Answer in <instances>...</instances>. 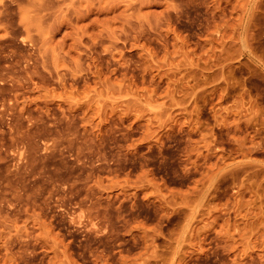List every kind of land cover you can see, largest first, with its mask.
<instances>
[{
	"label": "rangeland",
	"instance_id": "1",
	"mask_svg": "<svg viewBox=\"0 0 264 264\" xmlns=\"http://www.w3.org/2000/svg\"><path fill=\"white\" fill-rule=\"evenodd\" d=\"M0 264H264V0H0Z\"/></svg>",
	"mask_w": 264,
	"mask_h": 264
}]
</instances>
